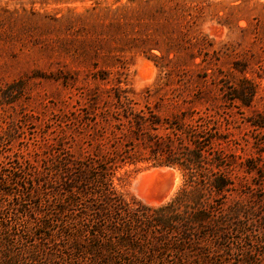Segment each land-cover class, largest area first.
Returning <instances> with one entry per match:
<instances>
[{"label":"rangeland","instance_id":"374dc122","mask_svg":"<svg viewBox=\"0 0 264 264\" xmlns=\"http://www.w3.org/2000/svg\"><path fill=\"white\" fill-rule=\"evenodd\" d=\"M146 135L202 154L207 185L153 161L107 175L134 209L186 188L164 218H101L98 183L69 191ZM0 264H264V0H0Z\"/></svg>","mask_w":264,"mask_h":264},{"label":"trees","instance_id":"16d2710c","mask_svg":"<svg viewBox=\"0 0 264 264\" xmlns=\"http://www.w3.org/2000/svg\"><path fill=\"white\" fill-rule=\"evenodd\" d=\"M241 95L245 91V88L239 89ZM254 92L253 88L250 89V95ZM240 97V96H237ZM249 99L246 100V104L249 103ZM158 123V121L156 122ZM143 149H138L136 144L125 145L122 151L117 150V148L111 150V156L108 158L110 166L97 174L96 176H91L86 172H80L75 178L68 182V188L71 191L74 187L81 188L82 191L88 192L89 185L91 182L98 183L100 185L99 190V201L92 200L91 207L95 206L96 215L104 218H164L161 212L165 209L173 210L175 204L181 200V198L187 194L186 188L181 190L179 195H177L170 203L158 208H152L143 206L141 209L130 208L129 205L123 200L122 196L119 195L112 186L111 178H107V175L112 177L114 169L119 166V163H136L138 161H153L156 165H179L187 170L188 179L184 185L190 187V190H202L205 185H207V172L202 165V154L197 153H184L179 151V149H174L169 146V150H164L160 146V140H155L154 136L146 135L144 138ZM148 148V149H147ZM149 150L148 156H145V151ZM110 170V171H107ZM229 182L223 180V178L218 177L212 181L213 187L221 190L226 187ZM75 198L69 201V204L74 205ZM141 210V211H140ZM141 212V215L140 213ZM150 212V213H149ZM196 216L192 218H205L206 212L204 209L195 213ZM198 216V217H197ZM165 239V238H163Z\"/></svg>","mask_w":264,"mask_h":264},{"label":"bare ground","instance_id":"6f19581e","mask_svg":"<svg viewBox=\"0 0 264 264\" xmlns=\"http://www.w3.org/2000/svg\"><path fill=\"white\" fill-rule=\"evenodd\" d=\"M165 170V169H164ZM163 170V171H164ZM157 171V170H156ZM156 171H151L147 174H143L139 177V179L136 181V185H137V189L139 190V192L141 193V195H145V190L146 189H154L156 191H159V189L161 187H164V182L167 180V179H160L156 176ZM176 172V171H175ZM149 175V176H148ZM148 180V181H145V180ZM179 183V178H178V174H175L174 176V181L166 188V190H164V194H162V197L161 199H169V196L173 193V191L177 188V185ZM150 193V192H149ZM156 194V193H155ZM139 195V194H138ZM147 196V195H146ZM145 196V197H146ZM152 198L153 195H151ZM155 196V195H154ZM157 196V195H156ZM160 197V196H159ZM146 200L148 201L149 198L146 197ZM155 202L154 203H158L159 199L158 200H154ZM150 202V201H149Z\"/></svg>","mask_w":264,"mask_h":264}]
</instances>
